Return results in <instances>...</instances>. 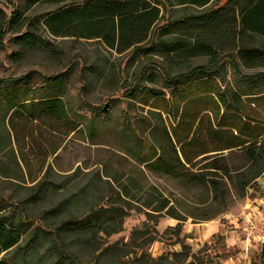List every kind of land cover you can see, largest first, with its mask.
<instances>
[{"label":"rangeland","instance_id":"1","mask_svg":"<svg viewBox=\"0 0 264 264\" xmlns=\"http://www.w3.org/2000/svg\"><path fill=\"white\" fill-rule=\"evenodd\" d=\"M13 5L24 17L42 23L45 15L63 3L0 0L8 15ZM199 11L191 5H175L164 12V18ZM39 34L52 43L49 48L22 51L11 32L5 34L4 46H0V198L24 202L33 222L30 230L49 235L91 210L113 207L119 213L115 220H122L119 232L107 234L101 229L78 238L61 234L62 240L76 244L78 257L85 264H264L259 245L253 243L246 251L239 241L229 245L225 234V230H233L231 221L241 218L254 199L264 200V171L242 189L224 175V169L212 167L218 160L216 163H223L236 179V168L246 159L235 151L206 157L185 171L187 178L192 172L215 178L218 184L214 188L208 182L190 183L184 177L162 174L139 161L137 144L142 139L149 141L152 124L154 128L158 124L147 106L126 94V88L140 80L138 72L149 65L142 86L171 92L154 67H166V58L132 48L119 53L93 38L56 37L45 26ZM256 44L264 45V39L259 38ZM206 61V56H196L187 64ZM260 71L264 64L240 62L236 72L227 62L221 71L223 85L243 96L248 92L256 107L264 110V80L244 77ZM149 72H153L154 81L149 80ZM38 73H60L63 79L56 85ZM23 75L24 79L1 82L2 78ZM12 92L27 102L61 96L68 118L78 127L72 130L65 121L59 123L48 116L32 121L21 117L22 129L18 123L14 130L5 121L9 114L5 96ZM86 104L107 106L97 109ZM163 197L172 208L164 209L162 215H148ZM217 235L223 238L218 241ZM47 246L35 248L31 264H55Z\"/></svg>","mask_w":264,"mask_h":264},{"label":"trees","instance_id":"2","mask_svg":"<svg viewBox=\"0 0 264 264\" xmlns=\"http://www.w3.org/2000/svg\"><path fill=\"white\" fill-rule=\"evenodd\" d=\"M48 1L63 5L45 15L42 23L24 17L15 5L9 15L0 6V46H4L5 34L11 32L14 44L22 51L49 48L52 43L39 34L41 26H45L56 37L93 38L119 53L132 48L160 53L166 58V67H154L171 92L142 86L149 65L138 72L140 80L126 88V94L147 106L158 124V128L152 124L149 141L141 138L137 144L140 162L162 174L187 178L185 171L197 161L235 151L246 159L236 168V179L223 163H216L218 160L212 167L224 169V175L242 189L263 175L264 110L256 107L248 92L243 96L226 88L221 71L227 62L236 72L240 71V62L248 66L264 64V45L256 44L259 38L264 39V0ZM175 5H191L200 11L165 19L164 12L172 11ZM196 56H206L208 61L187 64ZM181 65L183 70L178 69ZM38 74L56 85L63 79L60 73ZM147 75L154 81L153 72ZM25 76L6 77L1 82ZM244 77L264 80V71ZM5 98L9 113L5 121L14 130L18 123L22 129L21 117L32 121L48 116L59 123L65 121L72 130L78 127L68 118V107L61 96L27 102L12 92ZM86 105L97 109L107 106ZM15 117L20 118L16 123ZM203 175L192 172L187 181L208 182L217 188L215 178ZM157 204L152 208L155 213L148 215H162L164 209L172 208L166 197L159 198ZM118 214V208L113 207L91 210L85 217L63 223L47 235L36 228L30 230L33 222L23 201L16 204L0 198V264H31L30 257L37 254L35 248L45 244L55 264H85L78 257L76 244L62 240L61 234L78 238L101 229L107 234L119 232L122 220H115ZM179 226L180 221L176 228ZM222 238L217 235L218 241Z\"/></svg>","mask_w":264,"mask_h":264},{"label":"built area","instance_id":"3","mask_svg":"<svg viewBox=\"0 0 264 264\" xmlns=\"http://www.w3.org/2000/svg\"><path fill=\"white\" fill-rule=\"evenodd\" d=\"M259 200L254 199L241 218L231 221L233 227L241 232L240 241L246 251L250 250L253 243L264 250V200L257 202Z\"/></svg>","mask_w":264,"mask_h":264},{"label":"crops","instance_id":"4","mask_svg":"<svg viewBox=\"0 0 264 264\" xmlns=\"http://www.w3.org/2000/svg\"><path fill=\"white\" fill-rule=\"evenodd\" d=\"M257 202H261V200L257 201ZM263 203V202H262ZM233 230H225V234H226V241L228 242V244L230 245H235L237 241H240V232L238 231V229H235L234 227L232 228ZM231 264V263H229ZM234 264V263H232Z\"/></svg>","mask_w":264,"mask_h":264}]
</instances>
